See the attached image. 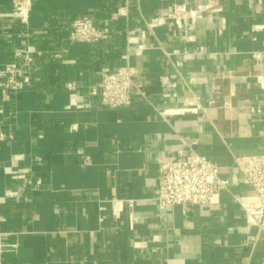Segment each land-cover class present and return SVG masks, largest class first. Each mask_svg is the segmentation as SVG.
I'll use <instances>...</instances> for the list:
<instances>
[{"label": "crops", "instance_id": "obj_1", "mask_svg": "<svg viewBox=\"0 0 264 264\" xmlns=\"http://www.w3.org/2000/svg\"><path fill=\"white\" fill-rule=\"evenodd\" d=\"M28 4L21 24L0 0V68L23 44L40 52L29 83L5 101L0 92V127L13 135L0 143V264H262L264 233L233 197L251 194L235 159L264 156V59H251L264 53V0ZM124 4L127 16L114 18ZM205 4L219 10L179 28L165 17ZM78 16L108 33L69 41ZM154 19L164 24L149 27ZM125 64L146 98L132 91L129 106L110 108L87 95ZM189 148L228 190L212 206L160 210L158 164Z\"/></svg>", "mask_w": 264, "mask_h": 264}, {"label": "built area", "instance_id": "obj_2", "mask_svg": "<svg viewBox=\"0 0 264 264\" xmlns=\"http://www.w3.org/2000/svg\"><path fill=\"white\" fill-rule=\"evenodd\" d=\"M11 2L12 15L21 24H26L30 10L29 0H11ZM209 5L211 4L199 5L193 9H188L185 5L174 6L165 17L171 20L173 26L179 28L187 25L190 19L197 18L201 13L219 10L214 5L211 9L203 8ZM112 16L126 17V4L117 8ZM163 24L161 19H154L149 27ZM107 33V28L96 27L88 16H78L70 23L68 40L73 43H97ZM201 50L202 48H199V51ZM37 55H40V52L32 50L28 45L23 44L14 49L15 60L0 68L2 100H7L10 92H16L29 83V72ZM251 59L261 63L264 53L252 52ZM134 75V69L128 64L113 72L103 73L99 82L87 89V95L99 97L102 104L110 108L129 106L132 91L146 98V94L136 85ZM73 87V84L67 85L70 90ZM195 111V108L182 106L175 112L180 114ZM12 139L13 135L0 127V143ZM234 162L240 179L250 188L251 194L233 198L242 209L246 223L264 233V156L239 157ZM228 187L229 182L219 176L217 166L189 148L182 160L159 162L154 202L160 210H168L178 204L212 206L219 202L220 192L228 190ZM126 203L128 206H133L135 202L129 200ZM132 220L130 217L131 223Z\"/></svg>", "mask_w": 264, "mask_h": 264}, {"label": "bare ground", "instance_id": "obj_3", "mask_svg": "<svg viewBox=\"0 0 264 264\" xmlns=\"http://www.w3.org/2000/svg\"><path fill=\"white\" fill-rule=\"evenodd\" d=\"M212 7H213V5L211 4V5L206 6V7H203V8H205V9H211Z\"/></svg>", "mask_w": 264, "mask_h": 264}]
</instances>
